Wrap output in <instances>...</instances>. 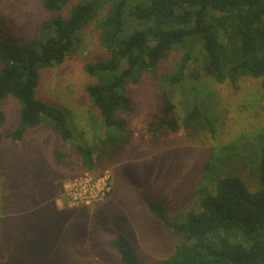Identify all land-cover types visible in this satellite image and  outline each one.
I'll use <instances>...</instances> for the list:
<instances>
[{
  "label": "rangeland",
  "instance_id": "1",
  "mask_svg": "<svg viewBox=\"0 0 264 264\" xmlns=\"http://www.w3.org/2000/svg\"><path fill=\"white\" fill-rule=\"evenodd\" d=\"M46 15L42 0H0V39L24 44L38 38ZM98 31L96 24L87 26L72 54L44 71L35 89L37 99L65 115L69 143L44 123L12 140L8 133L19 123L20 103L12 95L0 103V264H114L118 255L107 244L116 231L131 239L143 260H160L173 251L176 235L160 227L143 194L163 207L169 221L182 222L220 177L237 175L257 187L253 172L264 137L259 79L216 85L220 122L214 133L193 138L176 103L170 119L177 128L150 132L171 93L160 75L179 61L177 53L159 76L144 73L129 85L132 110L116 117L131 130L130 140L94 169L83 166L76 145L93 146L103 134L102 116L86 92L93 80L85 72L86 64L106 56ZM214 154L229 158L211 173L205 168ZM95 183L99 189L91 195Z\"/></svg>",
  "mask_w": 264,
  "mask_h": 264
},
{
  "label": "trees",
  "instance_id": "2",
  "mask_svg": "<svg viewBox=\"0 0 264 264\" xmlns=\"http://www.w3.org/2000/svg\"><path fill=\"white\" fill-rule=\"evenodd\" d=\"M42 7L47 15L38 38L24 44L0 39V103L7 95L20 103L19 123L8 137L21 140L29 128L44 123L64 143L71 141L65 115L37 99L35 89L44 71L65 62L87 26L96 24L106 56L86 64L93 80L86 92L102 116L103 134L93 146L75 147L89 169L130 140L131 130L116 117L132 110L129 85L144 73L159 76L173 53L180 59L160 75L162 87L171 93L162 96L164 105L150 124L154 136L163 127L177 128L170 119L175 103L193 138L214 133L220 122L216 85L237 86L248 76L259 79L264 90V0H42ZM262 139L253 172L255 189L240 176L220 177L213 193L203 195L199 209L182 222L169 221L163 207L143 194L160 227L176 235L174 249L148 262L131 239L116 231L107 244L118 255L114 264H264ZM227 158L214 154L205 169L216 173L217 164Z\"/></svg>",
  "mask_w": 264,
  "mask_h": 264
},
{
  "label": "built area",
  "instance_id": "3",
  "mask_svg": "<svg viewBox=\"0 0 264 264\" xmlns=\"http://www.w3.org/2000/svg\"><path fill=\"white\" fill-rule=\"evenodd\" d=\"M98 189H99V188H98V185H97V183H95V184L91 187V189H89V193H90L91 195H93Z\"/></svg>",
  "mask_w": 264,
  "mask_h": 264
}]
</instances>
